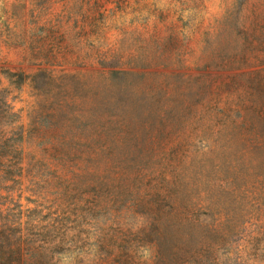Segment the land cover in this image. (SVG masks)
Segmentation results:
<instances>
[{
	"label": "rangeland",
	"instance_id": "obj_1",
	"mask_svg": "<svg viewBox=\"0 0 264 264\" xmlns=\"http://www.w3.org/2000/svg\"><path fill=\"white\" fill-rule=\"evenodd\" d=\"M20 237L264 264V0H0V264Z\"/></svg>",
	"mask_w": 264,
	"mask_h": 264
},
{
	"label": "trees",
	"instance_id": "obj_2",
	"mask_svg": "<svg viewBox=\"0 0 264 264\" xmlns=\"http://www.w3.org/2000/svg\"><path fill=\"white\" fill-rule=\"evenodd\" d=\"M170 229L167 227H162L160 232V239L159 243L156 244L160 245L167 239V234ZM209 246L208 242L194 243V247H192L187 253L188 255L185 258L176 264H206L209 263V260L205 262L207 255H209ZM47 251V247L43 245H26V242L20 237L16 242V264H44L39 258L44 255ZM48 254V253H46ZM162 264H174L173 260L161 258ZM205 262V263H204ZM47 264H51L50 260Z\"/></svg>",
	"mask_w": 264,
	"mask_h": 264
}]
</instances>
